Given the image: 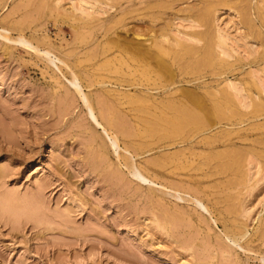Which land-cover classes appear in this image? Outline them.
<instances>
[{"label": "rangeland", "instance_id": "374dc122", "mask_svg": "<svg viewBox=\"0 0 264 264\" xmlns=\"http://www.w3.org/2000/svg\"><path fill=\"white\" fill-rule=\"evenodd\" d=\"M263 107L264 0H0V264H264Z\"/></svg>", "mask_w": 264, "mask_h": 264}, {"label": "bare ground", "instance_id": "6f19581e", "mask_svg": "<svg viewBox=\"0 0 264 264\" xmlns=\"http://www.w3.org/2000/svg\"><path fill=\"white\" fill-rule=\"evenodd\" d=\"M85 1H87V0H85ZM95 1V0H94ZM98 2V1H97ZM216 2V1H215ZM80 3V5H84L83 7H85V2L82 4L81 3V1L79 2ZM91 4V3H90ZM164 4V3H163ZM171 4V3H170ZM174 5V4H173ZM162 6V5H161ZM75 7V6H74ZM86 7H88V6H86ZM165 7V6H164ZM167 7H171V6H167ZM166 7V8H167ZM81 8V7H80ZM91 8V7H90ZM183 8V7H182ZM36 9V8H35ZM72 9V8H71ZM87 9H89V8H87ZM93 9V8H92ZM192 9H194V8H192ZM199 9H200V7H199ZM208 9V8H207ZM247 9V8H246ZM90 10V9H89ZM173 10V9H172ZM187 10V9H186ZM191 10V9H190ZM197 10V9H196ZM209 10H211V9H209ZM205 11L206 13H208V15L207 14H204L205 16H209L210 14V11ZM86 11V10H85ZM93 11V10H92ZM178 12V11H177ZM182 12V11H181ZM184 12H187V11H184ZM189 12V11H188ZM198 12V11H197ZM196 12V13H197ZM213 12V11H212ZM211 12V13H212ZM98 13V12H97ZM102 13V12H101ZM184 14V13H183ZM84 15H85V13H84ZM171 15V14H170ZM201 15V14H200ZM203 15V16H204ZM216 15H218V14H216ZM86 17H88L87 15H85ZM162 16V15H161ZM191 16V18L193 17L192 15H190ZM202 16V15H201ZM201 16H199V17H201ZM203 16H202V18H203ZM212 16V15H211ZM211 16H209V17H211ZM66 17V16H65ZM84 17V16H83ZM189 17V16H188ZM197 17V16H196ZM213 17V16H212ZM244 17V16H243ZM161 18V17H160ZM179 18V17H178ZM170 19V18H169ZM197 20H200V21H208L209 19H208V17L205 19V17H204V20H202L201 18H196ZM195 19V23L197 24V20ZM217 19V18H216ZM91 20V19H90ZM122 20V19H121ZM168 20V19H167ZM177 20V19H176ZM185 20V19H184ZM88 21V20H87ZM157 21V20H156ZM190 22L191 21H193V22H191V23H193V24H195L194 23V20H189ZM210 21H211V19H210ZM210 21H208L209 23H210ZM245 21V20H244ZM161 22V21H160ZM167 22V21H166ZM183 22V21H182ZM187 22H188V20H187ZM190 22L188 23V24H190ZM246 22V21H245ZM176 23V22H175ZM204 23V22H203ZM244 23V22H243ZM169 24V23H168ZM168 24H165L164 26L166 27V29H165V27L163 26L162 28H164L165 30H161V33L158 35L159 36V38L158 39H160V40H158V39H156V40H154L155 42L154 43H157V44H154V47H156V45L158 46H160V56L159 57H161L162 55H163V57H162V59L164 58V56H168V58L169 59H173L172 61L175 63V62H177V61H179L180 62V60L184 57V55H190V54H192L193 55V53H192V50L194 49V47L192 48V46L193 45H191V47L190 46H187L185 43H183L182 41H184L185 42V40H186V38H187V41H186V43H189V44H192V42L193 43H195V42H197L196 44H197V48H198V44L199 43H201L200 41V39L199 38H197V37H195V33H194V30H195V28H196V25H194V29H193V27L192 28H190V25L188 26L190 29H192L191 30V32L193 33H190V30H189V33L190 34H186V33H184L185 35H183L184 37H186L184 40H182V39H179V38H181V37H179L178 38V36H173V35H170V37H169V34L168 33H170V31H168V28H170L171 27V25H168ZM193 24H191V25H193ZM199 24V23H198ZM197 24V25H198ZM208 24V23H207ZM176 25H177V23H176ZM185 25V24H184ZM210 25V24H209ZM245 25V24H244ZM170 26V27H169ZM200 26H202V25H200ZM218 26V25H217ZM240 26V25H239ZM249 26V25H248ZM168 27V28H167ZM173 27H174V25H173ZM199 27V26H198ZM197 27V28H198ZM205 27H207V26H205ZM211 27H212V25H211ZM152 28V27H151ZM155 28V27H154ZM162 28H160V29H162ZM196 28V29H197ZM200 28V27H199ZM202 28H203V26H202ZM201 29V28H200ZM237 29V28H236ZM159 30V29H158ZM174 30H176V29H174ZM178 30V29H177ZM202 30V29H201ZM168 31V33H166V32ZM242 31V30H241ZM154 32V31H153ZM171 32L173 33V31H172V29H171ZM196 32V31H195ZM141 33V32H140ZM172 33H170V34H172ZM178 33H179V31H178ZM196 33H198V34H196V36L197 35H200L199 37L201 38V35H202V33L204 34V31L200 34L199 33V31L197 30V32ZM246 33V32H245ZM205 34L206 35H204V37L206 36H208V34L205 32ZM212 34V33H211ZM256 34V33H255ZM4 35V34H3ZM7 35V34H6ZM213 35V34H212ZM211 35V36H212ZM5 36V35H4ZM8 36V35H7ZM171 36H173V37H171ZM181 36V35H180ZM203 36V35H202ZM220 36V35H219ZM21 37V36H20ZM137 37H141L140 35H137ZM143 37V36H142ZM203 37V38H204ZM209 37V36H208ZM207 37V39H209L210 40V38H208ZM221 38L219 39V41L220 42H218L217 44H215V43H213L212 44V41L211 42H207L208 44H207V47H206V50L205 51H202V52H204V53H201V54H204V60H207L208 62H209V65H210V67L211 66H213L214 67V64L216 63L217 64V62L219 61L218 60V56H215V53L216 52H214V48L213 47H217V49L218 50H220V51H222L221 53H220V51H219V54H221V55H224V56H228L229 54H230V52H228L229 54H227L226 53V49H228V47L225 49V43H227V42H225V39H224V37L221 35L220 36ZM113 38V37H112ZM214 38V37H213ZM229 38V37H228ZM5 39H6V37H5ZM147 39V38H146ZM6 40H8V39H6ZM20 40V42H21V44H24L25 46L27 45V47H30L31 48V46L22 38V39H19ZM27 40V39H26ZM148 40V39H147ZM191 42H190V41ZM212 40V39H211ZM240 40V39H239ZM28 41V40H27ZM143 41V40H142ZM146 41V40H145ZM160 41V43H161V45L162 44H164L165 42H167V45L168 44H170L173 48L172 49H174V50H171V51H169L168 49L166 50V48L164 47V45H162L164 48H162L161 47V45L160 44H158V42ZM165 41V42H164ZM228 41V40H227ZM230 41H232V40H230ZM13 42H15V41H13ZM236 42V41H235ZM245 42V41H244ZM19 43V42H18ZM142 43V42H141ZM252 43V42H251ZM188 44V45H189ZM250 44V43H249ZM165 45H166V43H165ZM169 45V46H170ZM195 45V44H194ZM227 45V44H226ZM232 45V44H231ZM143 46V45H142ZM151 46V45H150ZM159 46L157 47L158 49H159ZM196 46V45H195ZM251 46V45H250ZM141 47V46H140ZM148 47H149V45H148ZM252 47V46H251ZM196 48V47H195ZM32 49H34V48H32ZM139 49V48H138ZM165 49V50H164ZM176 49V50H175ZM202 49V48H201ZM200 50V49H199ZM199 50H198V52H199ZM245 50V49H244ZM257 50V49H256ZM51 51V50H50ZM101 51H103V50H101ZM194 51H196V49L194 50ZM150 51H148V52H144V54L146 53V55L149 53ZM197 52V51H196ZM248 52V51H247ZM45 54H47V56L48 57H50V55L51 54H49L50 52H44ZM151 53V52H150ZM149 53V54H150ZM159 53V52H158ZM157 53V54H158ZM103 54V53H102ZM142 54V53H141ZM143 54V55H144ZM199 54V53H198ZM249 54V53H248ZM136 55V54H135ZM220 55V56H221ZM46 56V57H47ZM145 56V55H144ZM151 56H152V54H151ZM150 55L148 56V57H150L151 59H152V57H151ZM193 56H195V54L193 55ZM192 56V57H193ZM197 56V55H196ZM47 57V58H48ZM147 56H146V58H148ZM153 57H155L154 55H153ZM157 57V56H156ZM186 57V56H185ZM189 57V56H188ZM187 57V59H189ZM200 57L201 58H203L202 57V55H200ZM199 56H198V58H200ZM216 57H218V58H216ZM229 57V56H228ZM55 58V57H54ZM58 58V57H57ZM149 58V59H150ZM191 58V57H190ZM201 58H200V60H201ZM239 58V57H238ZM49 59V58H48ZM53 59V58H52ZM59 59V58H58ZM58 59H56V60H58ZM166 59V58H165ZM168 59V60H169ZM229 59V58H228ZM60 60V59H59ZM156 60V59H155ZM158 60V59H157ZM160 60H161V58H160ZM168 60H166V61H168ZM182 60H184V58L182 59ZM182 60H181V63H182ZM191 60V59H190ZM55 61V60H54ZM53 61V62H54ZM169 61H171V60H169ZM52 62V61H51ZM50 62V63H51ZM59 62V61H58ZM57 62V63H58ZM179 62H177V63H179ZM198 62V61H197ZM197 62H195L196 63V65H198V64H201L202 62H203V60H201L199 63H197ZM221 62V61H220ZM57 63L55 64V65H57ZM61 63H62V61H61ZM60 63V64H61ZM170 63V62H169ZM173 63V64H174ZM177 63H175V65L177 64ZM206 63V62H205ZM225 63V62H224ZM54 64V63H53ZM63 64V63H62ZM220 64H223V61L220 63ZM136 65V64H135ZM141 65V64H140ZM165 65V64H164ZM195 65V64H194ZM202 65V64H201ZM218 66H219V64H217ZM216 65V66H217ZM163 66V65H162ZM181 66V65H180ZM200 66V65H199ZM215 66V67H216ZM56 68H57V66H55ZM151 67V66H150ZM158 67V66H157ZM176 67V66H175ZM191 67V66H190ZM214 67V68H215ZM223 67V66H222ZM148 68V67H147ZM163 68V67H162ZM178 68V67H177ZM180 68V67H179ZM192 68V67H191ZM58 69V68H57ZM169 69V68H168ZM188 69V68H187ZM206 69V68H205ZM197 70V69H196ZM186 72V71H185ZM72 73V72H71ZM197 74V73H196ZM70 78V77H69ZM71 79V78H70ZM67 80V79H66ZM212 83V82H211ZM229 83V82H228ZM231 83V82H230ZM70 84V86H72V88L74 87L75 89H73V90H76V92L81 96V98H82V100H83V102L85 103V106H86V112H87V116H88V118H89V120H90V122H91V124L93 125V126H95L96 128H98V127H100V128H102L103 130L102 131H104L103 133L107 136V140H109L110 141V143L112 144V146L115 148V149H120L119 147H118V144H119V137H118V135L117 134H115L114 132L112 133L111 131H109V129L107 130L104 126V123L102 122V119H101V117L99 116V112L97 111V109H96V107H95V105L93 104V102L91 101V99L87 96V94H85L84 93V91H83V89L84 88H82V86L80 85V82H79V80H78V78H77V76H75V74L73 75V79L72 80H69V82H68V85ZM236 84V83H235ZM237 87V86H236ZM242 89V88H241ZM114 90V89H113ZM238 90V89H237ZM75 92V91H74ZM119 93H121V92H119ZM242 93V92H241ZM112 94V93H111ZM78 95V96H79ZM132 95V94H131ZM242 95V94H241ZM132 97L133 96H131V99H132ZM134 97H137V96H134ZM243 97V96H242ZM143 98V97H142ZM102 99H103V97H102ZM121 99V98H120ZM130 99V98H129ZM128 99V100H129ZM127 100V99H126ZM135 101L137 100L138 101V99L137 98H135L134 99ZM140 101H141V99H139ZM143 100V99H142ZM164 100V99H163ZM103 101H105V100H103ZM102 101V102H103ZM118 101V100H117ZM147 101V100H146ZM150 101V100H149ZM148 101V102H149ZM156 101V100H155ZM124 102V101H123ZM170 102V101H169ZM212 102V101H211ZM247 102H248V100H247ZM112 103V102H111ZM130 103V102H129ZM131 103H133V101L131 102ZM142 103V101L141 102H139V103H137V104H141ZM166 103H167V101H166ZM176 103V102H175ZM174 103V104H175ZM100 104V103H99ZM144 104H146V103H144ZM161 104H162V102H161ZM167 104H169V103H167ZM244 104H245V102H244ZM251 104V103H250ZM98 105V104H97ZM101 105V104H100ZM127 105H128V102H127ZM127 105H125V106H127ZM160 105V104H159ZM217 105H219V104H217ZM84 106V105H83ZM104 107H105V105H103ZM111 106V105H110ZM121 106V105H120ZM119 106V107H120ZM141 106V105H140ZM144 106V105H143ZM154 105H152V107H153ZM164 106V105H163ZM169 106V105H168ZM249 106V105H248ZM247 106V107H248ZM145 107H146V105H145ZM148 107V106H147ZM150 107H151V104H150ZM165 107V106H164ZM170 107V106H169ZM179 107V106H178ZM178 107H177V110H180V108L178 109ZM186 107V106H185ZM256 107V106H255ZM155 108V107H154ZM153 108V109H154ZM175 108V107H174ZM231 108V107H230ZM264 108V107H263ZM166 109V108H165ZM168 109V108H167ZM170 109V108H169ZM168 109V110H169ZM172 109V108H171ZM184 109V108H183ZM109 110H111V109H109ZM143 110V109H142ZM142 110H140L141 112H142ZM189 110V109H188ZM260 110V109H259ZM116 111V110H115ZM147 111V110H146ZM223 111V110H222ZM263 111V110H262ZM101 112V111H100ZM111 112V111H110ZM140 112V113H141ZM149 112V111H148ZM188 112V111H187ZM189 112H191V111H189ZM196 112V111H195ZM105 113V112H104ZM147 113V112H146ZM150 113V112H149ZM164 113V112H163ZM163 113H161L162 115H163ZM192 113H193V111H192ZM189 114V113H188ZM101 115V114H100ZM165 115V114H164ZM172 115V114H171ZM185 117H187L186 115H185V112H184V114H183ZM193 115V114H192ZM148 116V115H147ZM153 115H151V117H152ZM173 116V115H172ZM191 116V115H190ZM103 117H104V115H103ZM106 117V116H105ZM150 117V116H149ZM170 117V116H169ZM179 117V116H178ZM194 117V116H193ZM202 117V116H201ZM200 117V118H201ZM119 118V117H118ZM153 118V117H152ZM119 119H121V118H119ZM149 119V118H148ZM162 119V118H161ZM160 119V120H161ZM174 119V118H173ZM193 119V118H192ZM199 119V118H198ZM198 119H195V120H197V122H198ZM207 119V118H206ZM104 120V119H103ZM118 120V119H117ZM167 121H168V119H166ZM176 120V119H175ZM174 120V121H175ZM179 122H178V121ZM176 120V123L178 122L179 124H176L174 121H169L168 123L170 124V126H171V122H172V124H173V122L175 123V125H174V127L176 126H178L177 128H179L181 125H183V123L182 124H180V122H184V120H182L181 119V121H180V119L178 118ZM186 120V119H185ZM200 120V119H199ZM202 120V119H201ZM112 122V121H111ZM115 122V121H114ZM140 122V121H139ZM161 122V121H160ZM166 122V121H165ZM165 122H163V124H165ZM192 122V121H191ZM190 122V123H191ZM206 122V121H205ZM205 122L203 123L204 125H205ZM109 123H110V121H109ZM144 123H145V121H144ZM185 123V122H184ZM189 123V125L190 126H192V124H190ZM193 123V122H192ZM196 123V122H195ZM207 123V122H206ZM212 123V122H211ZM152 124H153V122H152ZM186 124H188V123H186ZM199 124V123H198ZM202 124V123H201ZM108 125V124H107ZM158 125V124H157ZM184 126H185V124H184ZM186 126H188V125H186ZM185 126V127H186ZM196 126H197V124H196ZM207 126V125H206ZM210 126V125H209ZM208 126V127H209ZM158 127V126H157ZM160 127V126H159ZM158 127V128H159ZM201 127V126H200ZM174 129V128H173ZM181 129V128H180ZM112 130V129H111ZM117 130V129H116ZM164 130V129H163ZM166 130H169V129H166ZM165 130V131H166ZM150 131V130H149ZM176 131V130H175ZM197 131V130H196ZM240 131V130H239ZM111 132V133H110ZM176 132H178V130L176 131ZM139 133V132H138ZM222 136V135H221ZM220 136V137H221ZM228 137V136H227ZM217 138V137H216ZM215 138V139H216ZM226 138V137H225ZM212 140V139H211ZM209 142V141H208ZM213 142H214V140H213ZM211 143V142H210ZM223 143V142H222ZM142 144V143H141ZM212 145V144H211ZM146 146V145H145ZM132 148V147H131ZM229 149V148H228ZM231 149V148H230ZM118 151V150H117ZM117 151H115V152H117ZM122 151V150H121ZM130 151H128V153H129ZM127 153V152H126ZM131 153V152H130ZM130 155V154H129ZM136 155V154H135ZM165 155H167V154H165ZM177 155V154H176ZM219 155H220V153H219ZM119 156V155H118ZM132 157V156H131ZM232 159L231 160H233V156L231 157ZM132 159V158H131ZM134 160V159H133ZM156 161V160H155ZM159 161V160H158ZM163 161V160H162ZM219 161V160H218ZM224 161V160H223ZM236 161H237V159H236ZM154 162V161H153ZM157 162V161H156ZM166 162V161H165ZM168 162V161H167ZM172 162V161H171ZM135 163V162H134ZM160 163V162H159ZM173 163V162H172ZM229 163V162H228ZM231 163V162H230ZM229 163V165H232V164H230ZM233 163H234V161H233ZM240 163V162H239ZM123 164V163H122ZM156 164V163H155ZM170 164V163H169ZM225 165L227 164V163H224ZM223 164V165H224ZM235 165H236V163H235ZM137 166V165H136ZM134 164H132L131 165V167H130V172H131V174L135 177H137L140 181H142V182H146V183H148V180H147V178H145L144 176H143V174H142V171L139 169V168H137ZM157 166H159V165H157ZM169 166V165H168ZM222 166V165H221ZM237 167V166H236ZM222 168V167H221ZM166 169V168H165ZM215 169V168H214ZM225 169H226V167H225ZM227 170V169H226ZM230 170V169H229ZM232 170V169H231ZM170 171V170H169ZM175 171H176V169H175ZM235 171H236V169H235ZM219 172H224V171H219ZM220 174H222V173H220ZM218 175H219V173H218ZM212 176H217V173H215V174H213V175H211V177ZM210 177V176H209ZM141 182V183H142ZM170 184V183H169ZM220 184V183H219ZM176 185V184H175ZM162 187V186H161ZM174 187H176V186H174ZM162 188H164V187H162ZM178 193V192H177ZM193 193V192H192ZM198 197V196H197ZM180 199H181V197H179ZM190 198V197H189ZM233 199V198H232ZM199 201V200H198ZM200 205H199V207H203L205 210H207L206 209V207L200 202L199 203ZM240 231V230H239ZM218 244V243H217ZM221 246V245H220Z\"/></svg>", "mask_w": 264, "mask_h": 264}]
</instances>
